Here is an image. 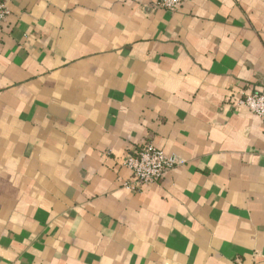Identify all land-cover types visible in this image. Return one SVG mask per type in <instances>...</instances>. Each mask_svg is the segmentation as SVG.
<instances>
[{"label":"crops","instance_id":"crops-1","mask_svg":"<svg viewBox=\"0 0 264 264\" xmlns=\"http://www.w3.org/2000/svg\"><path fill=\"white\" fill-rule=\"evenodd\" d=\"M156 4L6 1L0 264H264V0Z\"/></svg>","mask_w":264,"mask_h":264},{"label":"built area","instance_id":"built-area-1","mask_svg":"<svg viewBox=\"0 0 264 264\" xmlns=\"http://www.w3.org/2000/svg\"><path fill=\"white\" fill-rule=\"evenodd\" d=\"M7 0H0V27L9 13ZM183 0H157L156 6L168 11H174L182 5ZM233 107L244 106L258 117L264 124V91L242 93L232 103ZM176 163L173 156L164 153L160 148L147 141L138 149L127 153L122 165L131 172L130 183L124 185L130 188H140L142 185L159 182L164 173Z\"/></svg>","mask_w":264,"mask_h":264}]
</instances>
